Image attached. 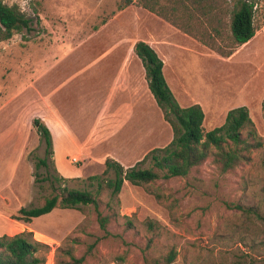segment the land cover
<instances>
[{
	"label": "rangeland",
	"instance_id": "374dc122",
	"mask_svg": "<svg viewBox=\"0 0 264 264\" xmlns=\"http://www.w3.org/2000/svg\"><path fill=\"white\" fill-rule=\"evenodd\" d=\"M1 1L17 4L31 19L32 31L0 42V236L31 232L50 247L45 264H56L64 258L57 252L60 246L71 247L76 256L83 253L87 238L74 230L101 235L91 206L83 212L59 208L30 223L13 219L19 208L40 206L50 193L46 169H35L45 157V144L32 121L40 118L52 129L54 102L76 141L92 134L83 148L68 155L64 146L54 158L52 148L48 172L79 178L65 183L70 188H87L86 179L101 175L107 158L131 168L171 141V128L157 106L145 111L124 107L109 115L101 103L115 79L114 68L122 66L121 60H137L133 48L143 41L166 62L165 79L177 104L199 100L205 131L221 126L230 109L246 107L263 146L250 163L231 173H220L208 160L185 178L125 183L119 204H112L119 217L108 227L111 235L99 242L98 264H147L145 257L164 264L170 251L176 253L172 264H264V0H255L254 37L227 58L143 9L144 0H133L123 10V0ZM174 1L147 2L169 17ZM217 1L229 11L223 17L226 28L233 2ZM188 7L195 14L191 26L196 34L209 30L196 6ZM115 61L120 62L110 67L101 88V77ZM137 62L143 86L145 71ZM127 125L138 129L127 131ZM73 157L77 163H71ZM109 194H102L104 214ZM123 217L131 220V230L125 229ZM148 221L158 230L150 232ZM67 236L79 237L82 244L66 247Z\"/></svg>",
	"mask_w": 264,
	"mask_h": 264
},
{
	"label": "trees",
	"instance_id": "16d2710c",
	"mask_svg": "<svg viewBox=\"0 0 264 264\" xmlns=\"http://www.w3.org/2000/svg\"><path fill=\"white\" fill-rule=\"evenodd\" d=\"M144 1L141 5L143 9L169 22L173 27L196 39L223 58L231 56L238 47L248 43L256 33L255 0H231L233 5L226 28L223 17H227L229 11L222 8V1L175 0L174 6L169 10V17L168 12H159L149 5L147 2L149 0ZM132 3L133 0H123L119 10L127 8ZM187 3L196 6L194 8H197V11L205 17L209 30L196 34L191 26L195 14L191 8L187 9ZM178 20L185 22H178ZM31 23V19L26 17L17 4L7 5L0 0V42L11 39L14 34L23 30L32 31ZM133 52L144 67L145 79L155 104L160 109L163 120L171 128L172 138L167 145L152 149L131 168H125L114 159L107 158L102 174L86 179L89 182L86 185L87 188H70L65 183L79 178H63L56 173L48 172V158L53 155L51 133L39 118L32 121L33 127L45 144V157L36 161L35 169L41 167L46 169L44 180L49 182L50 193L44 198L42 205L29 208L24 206L18 209L13 219L30 223L33 219L47 215L55 209L83 212L84 208L91 206L95 211L96 222L101 232V235L97 236L94 233L79 230L80 228L74 230L73 233L79 232L87 238L83 253L76 256L73 249L67 247L80 245L82 240L79 237L67 236L63 241L67 248L61 246L57 248V252H61L64 258L57 260L56 264L101 262L98 245L111 235L108 227L119 217L113 212L112 204H119L118 196L125 183L142 186L154 185L160 180L168 182L175 178H185L208 160L220 173H231L236 168L250 163L253 154L263 146V141L258 136L246 107L230 109L221 126L205 131L202 106L192 104L181 107L177 104L165 80L163 62L153 48L146 42L138 41L134 45ZM105 190H108L110 194L104 214L100 207ZM123 218L126 219L125 229L131 230L133 228L131 220L128 217ZM146 226L150 232L159 228L152 221H148ZM49 250L50 247L35 240L31 232L0 236V264H45ZM175 258L176 253L170 251L163 257V262L172 264ZM144 261L147 264L149 262L161 264L160 260L149 257H145Z\"/></svg>",
	"mask_w": 264,
	"mask_h": 264
},
{
	"label": "crops",
	"instance_id": "0c3cea01",
	"mask_svg": "<svg viewBox=\"0 0 264 264\" xmlns=\"http://www.w3.org/2000/svg\"><path fill=\"white\" fill-rule=\"evenodd\" d=\"M246 44H244V45H246ZM244 45H242V46H244ZM153 50L156 52V50L154 48H153ZM158 57H159V55H158ZM139 60L140 59L138 57H137V60L124 59V60H121V61H123L121 67L117 66L114 68L115 72H114L113 76L116 75L115 79L113 80L112 84L109 83V85H108L109 88H110V85L112 87L108 90L106 95L103 96V99L101 102L103 104V107L104 106L106 107L107 111L109 112V115L117 114L118 112H121L122 109H124V107L130 108V109L131 108L132 109H138V110L141 109V110L145 111L147 109L149 110V109H152L153 107L157 106V104H155L156 102H155L154 97L152 96L151 92L148 89L146 79H145V84L143 86L141 85V83L139 81L140 70L138 69L139 67H138V62H137ZM116 62H120V61H115L112 64H109L107 66V72L104 73V77H101V79H100L101 88H102V82L105 81V79H106L105 76L109 72L110 67H112L113 64L115 65ZM162 62H163V68L162 69H163V74L165 77V75L168 71L167 70V64L165 61H162ZM143 68L144 67L142 65L141 69H143ZM114 70L112 69L111 71H114ZM117 70H119L118 73L116 72ZM101 74H102V72H101ZM117 78L120 79V82L116 83L115 80ZM100 91H101V89H100ZM53 98H54V92H53ZM124 99L131 100V103L128 104L127 102L124 101ZM54 100H55V98H54ZM197 102H199V100L193 104L199 105V103H197ZM55 103L56 102H54V104H53V112H52L53 113V119L51 121L52 129L48 126V124L46 122L45 123L43 122L47 126V128L49 129V131L51 133L50 137H52V148L54 149V158H55V154L58 153V150H60L61 147L65 146L66 148H68L65 150L67 152L66 154L68 155V154H70L69 152H71V153L74 152L75 148H77V147L83 148L84 145L87 143L88 140L91 139V136H92V134H90L88 138L78 139V141H76V138L73 137L74 135L69 130V127L64 123L63 119H61V117H60V114L56 111ZM190 105H192V104H190ZM181 107H183V106H181ZM185 107H188V106H185ZM204 121H205V114H204ZM134 129L137 130L138 128H135V126H132V125H127V127L125 128V130H127V131H129V130L133 131ZM142 129L146 130L147 132L153 131V129L151 127L149 129H147L146 127H143ZM137 138H139V135H137ZM67 155H65V156H67ZM2 189H4V186L2 187ZM44 216H46V215H44ZM36 219H38V218H36Z\"/></svg>",
	"mask_w": 264,
	"mask_h": 264
},
{
	"label": "built area",
	"instance_id": "2783aa9c",
	"mask_svg": "<svg viewBox=\"0 0 264 264\" xmlns=\"http://www.w3.org/2000/svg\"><path fill=\"white\" fill-rule=\"evenodd\" d=\"M77 162H78L77 158L75 157L71 158V163H77Z\"/></svg>",
	"mask_w": 264,
	"mask_h": 264
}]
</instances>
